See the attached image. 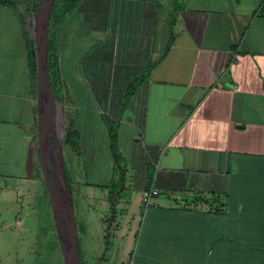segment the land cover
<instances>
[{"label":"crops","instance_id":"1","mask_svg":"<svg viewBox=\"0 0 264 264\" xmlns=\"http://www.w3.org/2000/svg\"><path fill=\"white\" fill-rule=\"evenodd\" d=\"M262 1L79 0L54 29L55 96L65 133L78 132L66 176L105 240L114 231L106 264H129L134 243L132 264H206L217 205L230 240L247 241L229 242L230 264H264ZM17 3L0 4V264H65L39 146L33 19ZM91 187L105 193L99 211ZM11 215L50 217V240L28 241L38 228L10 229Z\"/></svg>","mask_w":264,"mask_h":264},{"label":"water","instance_id":"2","mask_svg":"<svg viewBox=\"0 0 264 264\" xmlns=\"http://www.w3.org/2000/svg\"><path fill=\"white\" fill-rule=\"evenodd\" d=\"M54 3L55 0H39L34 20L39 146L65 264H82L74 199L64 165V105L51 90L48 72V32Z\"/></svg>","mask_w":264,"mask_h":264},{"label":"rangeland","instance_id":"3","mask_svg":"<svg viewBox=\"0 0 264 264\" xmlns=\"http://www.w3.org/2000/svg\"><path fill=\"white\" fill-rule=\"evenodd\" d=\"M16 1L18 2L17 3L18 6L23 5L28 8L27 13L30 18L32 19L35 18V12H34V5L36 2L35 0H16ZM82 189L84 190V188ZM111 189L112 188H109V190ZM102 190L103 189L98 188V187H91L87 189V191L90 192L89 196L92 197V204L94 208L97 209L98 211L100 210V208H103L104 206H106V201H105L106 196H105L104 191ZM85 204L86 202L82 198H76V203L74 204L75 213H76V221H77V230H78V242H79V247H80L79 250L82 256H84L85 258L83 259L84 263L86 260V264H95L96 262L99 261L100 257H102L103 254L105 253L107 249V245H106L107 240H105V238L102 236L103 231H102V228L98 226L97 217L94 215L90 216L88 212L85 213L86 211H84V208H83ZM7 218H8L7 221L10 224L7 227L9 228L11 227L10 229H17L18 219L23 220L24 227L30 224V226L32 225L34 226V228H38V231L36 229L34 233L32 234L31 232H28L26 230L27 231L26 237L28 241L30 242L34 241L35 237H38V238L42 237L41 243L46 245L47 244L46 242L50 240V237L44 238V235H43V232H44L43 228L53 227L52 219L50 217L47 216L43 219H39L38 222H35L36 220L32 221V219L30 220L28 218H23L22 216H19L17 218L15 215L14 216L11 215L10 217H7ZM101 218L102 219L105 218V213L103 212L100 213L99 220ZM2 224L3 225L1 226H6L5 223H2ZM37 232H40V234ZM134 245L136 246V243H134ZM135 246L133 248L132 259L129 264H132V262L134 261V256H135L134 250L136 249ZM90 249H93L92 253L90 252ZM81 254H80V257H81ZM106 257H108V254L106 255ZM105 261L106 260H104V262Z\"/></svg>","mask_w":264,"mask_h":264},{"label":"trees","instance_id":"4","mask_svg":"<svg viewBox=\"0 0 264 264\" xmlns=\"http://www.w3.org/2000/svg\"><path fill=\"white\" fill-rule=\"evenodd\" d=\"M34 5V12L36 15V10L38 7L39 0H35ZM16 0H0V4L4 6H16ZM79 0H55L51 18H50V25H49V32H48V46H49V53H48V72H49V79H50V87L53 93L55 94L57 92V81H58V74L56 73V54L55 51V45H54V29L56 27H59L67 18V16L76 8ZM176 12H178V9L176 8ZM260 12L264 13V0L262 1L260 5ZM34 20L30 23V25L34 28ZM32 71L34 74L36 73V61L32 59L31 62ZM56 98L59 97L56 94ZM61 100V99H60ZM75 135H78V132L75 130H70L65 135V143L69 144L74 142ZM210 211L215 213H220L221 215V223H222V230L221 235L218 239H215L213 245H211V253L209 252V249L206 251V264H230V252H229V242L236 244L237 249L240 250V248L244 251V248H246L245 242H247L243 236L237 235V239L230 240L229 238V232H228V211L227 209L222 211V209L217 205V207H211ZM242 238V239H241ZM249 242V241H248ZM253 245V244H252ZM247 248H251V251H253V246ZM80 248V247H79ZM80 251V250H79ZM107 252L105 253L104 260H107L106 257ZM81 259V257H80ZM101 259V258H100Z\"/></svg>","mask_w":264,"mask_h":264},{"label":"flooded vegetation","instance_id":"5","mask_svg":"<svg viewBox=\"0 0 264 264\" xmlns=\"http://www.w3.org/2000/svg\"><path fill=\"white\" fill-rule=\"evenodd\" d=\"M54 144H55V142H54ZM112 216H113V218H112ZM116 218H117V217L115 216V214H113V215L110 214V215L107 217V222H106L107 224H106V226L109 227L112 223H116ZM112 233H114V231H111V230H110V231H109V230L107 231V230H106V235H105V236H106V238H107V242H108V243H109L110 240H111L110 238H111V236H112ZM108 247H109V246H108ZM106 252H107V251H106ZM106 252H105V253H106ZM105 253H104V255H105ZM104 255H103V256L101 257V259L99 260V264H106V263L104 262V258H105ZM81 261H82V259H81ZM82 262H83V261H82ZM82 264H83V263H82Z\"/></svg>","mask_w":264,"mask_h":264},{"label":"built area","instance_id":"6","mask_svg":"<svg viewBox=\"0 0 264 264\" xmlns=\"http://www.w3.org/2000/svg\"><path fill=\"white\" fill-rule=\"evenodd\" d=\"M158 193H159V191H158L157 189H153V190H151L150 192H147V193L145 194V197H144V203H145L146 205L150 204L151 201H152V197H153V195L158 194Z\"/></svg>","mask_w":264,"mask_h":264}]
</instances>
